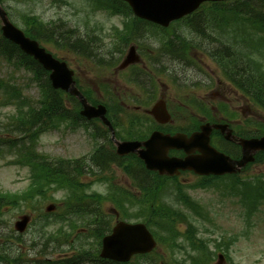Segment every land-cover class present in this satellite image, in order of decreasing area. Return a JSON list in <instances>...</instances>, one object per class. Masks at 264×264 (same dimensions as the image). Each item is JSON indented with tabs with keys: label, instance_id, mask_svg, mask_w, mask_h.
I'll return each instance as SVG.
<instances>
[{
	"label": "rangeland",
	"instance_id": "1",
	"mask_svg": "<svg viewBox=\"0 0 264 264\" xmlns=\"http://www.w3.org/2000/svg\"><path fill=\"white\" fill-rule=\"evenodd\" d=\"M12 1L13 0H5V3L3 4L5 8L9 7L7 9L8 11H12V6L14 4ZM55 1L56 3H52L50 0H42L40 4L35 2L36 4L29 7V13H35V15L44 21L57 20L61 18L65 21H70V24L74 21L70 19V17H80L85 15L84 12H77L76 7L81 0H61L69 2L71 6L65 3H58L60 0ZM82 3H84V1L81 2V4ZM98 19L103 22L106 28L108 27V22L105 18L99 16ZM17 21L20 22L19 20ZM46 48L57 54L59 57L62 56L64 59L69 60L68 55H60V52H56L51 46H46ZM70 66L77 70L81 76L83 75L82 67H80L76 61L70 63ZM72 145H74L73 142H66L60 135V132L57 131L44 134L40 138L39 148L44 154L50 155L51 153L55 157H59L62 154L68 157L69 155H75L83 152L81 146L75 147ZM252 169H255L256 172L259 170L262 171L264 169V165L260 167L253 166ZM27 175L28 174L25 169L5 165L4 161L0 160V189L2 191L15 192L24 189L28 181ZM114 176L115 179L118 178L116 171L114 172ZM189 179H191V177ZM102 189L104 190L105 186L102 184H96L93 186L92 190L100 191ZM87 192L91 191L87 190ZM192 195L193 198H195L207 211L215 208L213 214L211 215L212 223L209 222L204 224L203 222H200L198 223L199 228L202 225L203 228L208 229L211 237L213 238L221 239L223 236L227 235L235 239L236 243L233 247V259L237 264H264V205L260 208L256 215L247 216L244 208L234 203L235 200L229 201L225 199L222 202L214 191H193ZM63 196H65V194L63 192H59L55 194V199L57 201H61ZM48 203L49 202H40L37 208L38 211L41 210V212H43ZM103 208H105L106 210L104 209V211L107 212V209L109 208L108 204L104 205ZM27 211L30 210L28 209ZM23 213H26L25 207L12 211V213L5 214L3 216L0 234L8 235L11 238L10 244H7V249L12 254H16L20 250V252H18V257L21 260L20 264H32L33 260L38 259L40 250L39 247H41V245L32 246V244H41L40 242L45 243L46 238L41 239L38 234L33 232V227L30 226L24 234L19 235L15 233L13 230V224ZM204 237L207 236L205 235ZM72 240L73 237H70L71 242ZM32 248H34V250ZM47 248L52 250L49 256L53 259H58L62 257L63 254L70 253L64 248H57L56 245H52L50 247L47 246ZM1 253L3 256L4 252L1 251ZM23 253L24 257H22ZM5 263L0 262V264Z\"/></svg>",
	"mask_w": 264,
	"mask_h": 264
},
{
	"label": "trees",
	"instance_id": "2",
	"mask_svg": "<svg viewBox=\"0 0 264 264\" xmlns=\"http://www.w3.org/2000/svg\"><path fill=\"white\" fill-rule=\"evenodd\" d=\"M262 91H263V94L260 96L261 97V100H262V102H263V104H264V87L262 86ZM56 107L57 108H59V106L61 105V97L58 95V96H56ZM49 105V103H46V106H48ZM45 106V107H46ZM45 107H42V103H41V108H40V110H39V112L40 113H43V111H44V109H45ZM55 109V107L54 106H50V107H48V109H47V111L46 112H48L49 110H54ZM44 177H45V179H47V173H44ZM1 200V199H0ZM5 201H6V203L7 202H9L10 200H8L7 198H5ZM1 202V201H0ZM2 206H6V205H1V207Z\"/></svg>",
	"mask_w": 264,
	"mask_h": 264
}]
</instances>
